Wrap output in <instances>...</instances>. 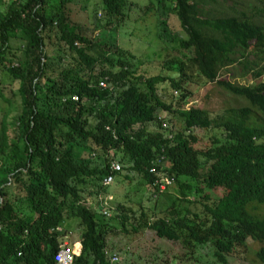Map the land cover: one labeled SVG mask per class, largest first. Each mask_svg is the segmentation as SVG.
Returning a JSON list of instances; mask_svg holds the SVG:
<instances>
[{
  "label": "trees",
  "instance_id": "1",
  "mask_svg": "<svg viewBox=\"0 0 264 264\" xmlns=\"http://www.w3.org/2000/svg\"><path fill=\"white\" fill-rule=\"evenodd\" d=\"M70 1L8 0L0 7V67L17 81L20 98L11 127L4 119L0 125V264H55L52 255L62 234L53 227L67 214L77 217L81 228L72 264H112L105 253L110 227L81 201L79 186L86 181L106 186L102 179L112 172L110 161L120 160L113 155L116 151L141 173L152 196L159 191L152 184L156 174L147 167L159 155L163 159L155 169L175 180L182 198L191 183L179 177L196 176L201 159L207 167L203 184L212 192L220 189L211 194L193 185L195 200L201 199L200 213L179 215L171 200L163 214L147 217L140 212L134 230L149 227L158 237L177 239L185 229L195 243L211 241L215 259L198 264H220L226 253L250 238L258 243L254 256L264 264V79L243 84L217 77L220 67L236 60L241 74H264V64H259L264 57L262 24L237 14L201 16L196 3L203 0H171L186 33L179 43L191 50L188 60L207 80L244 97L260 116L248 119L247 105L227 108L219 119L189 106L178 111L182 128H164L160 119L159 131H146L145 123L157 119V109L171 108L157 94L156 84L168 79L171 87L180 89V80L136 72L119 46L93 39L97 25L87 28L71 20ZM102 4L103 27L116 30L130 1ZM15 30L24 37L23 63L14 61L16 48L8 43ZM51 43L65 47L71 61L55 62L60 58L53 60L46 52ZM95 44L102 50L96 56L89 52ZM105 52L116 55L115 61ZM250 53L253 58H248ZM102 60L115 62L116 68L100 65L93 71ZM100 80L107 85H99ZM184 96L181 90L180 102ZM211 126L222 130L223 139L214 138L205 149L194 147L192 128Z\"/></svg>",
  "mask_w": 264,
  "mask_h": 264
},
{
  "label": "rangeland",
  "instance_id": "2",
  "mask_svg": "<svg viewBox=\"0 0 264 264\" xmlns=\"http://www.w3.org/2000/svg\"><path fill=\"white\" fill-rule=\"evenodd\" d=\"M129 7L126 6V18L117 29H106L103 27L104 14L102 0H71L68 3V16L71 20L85 24L87 28L97 25L92 31V37L97 42L116 44L122 51V58L130 62L131 68L136 72L145 74L160 73L180 80V89H174L168 79L156 84L157 94L166 103H170V110L157 109L155 116L157 119L145 123L146 131H159L160 119H163L166 127L178 130L183 127V122L178 115L179 108L189 106L199 107L207 112L210 118H217L227 114V108L249 106L250 113L248 119L252 122L260 116V112L249 105V102L242 96L234 94L219 86L215 81L204 78L188 60L191 55L189 48L180 45V39L186 37V33L180 27L172 9L171 0H128ZM193 1V0H192ZM8 0H0V7H5ZM200 8L199 14L206 15H243L249 20L260 23L264 30V0H203L196 3ZM15 34L9 39V44L15 47L14 61L23 63L24 37L20 30H15ZM252 43V42H250ZM46 52H51L53 60L60 58L58 62L63 65L70 60L68 50L59 49L55 44H50ZM106 47V46H105ZM252 49V45L249 46ZM102 50L93 45L89 52L96 56ZM109 55L115 61L116 55ZM235 56L238 58V54ZM250 53L248 58H253ZM264 64V57L259 61ZM111 66L116 68L109 61H96L93 71L99 66ZM242 68L238 60L220 67L218 69L219 78H225L238 83H254L258 79H264V74L252 78L251 70L241 74ZM185 91V96L179 100L180 92ZM20 109V98L17 92V81L9 73L0 67V125L4 119L7 127H11L15 115ZM159 117V118H158ZM158 120V121H157ZM191 132L196 140L193 146L198 149L212 144V140L223 139V132L219 127H193ZM88 143V142H87ZM90 145V144H89ZM111 152V150H109ZM74 155H84V151H74ZM114 157L120 159L122 168L115 172L113 180L107 184L99 185L95 181H86L80 184V194L82 202L89 206L100 219L101 223H108L110 230L105 235V248L107 251H115L118 261L114 264H198L202 261L215 259L214 246L211 241L195 243L191 238H187L185 229L183 235L177 239L158 237L153 229L149 227H132L138 221V215L143 212L147 217L151 214H163L169 201H173V206L179 215L202 211L201 199L197 198L193 191V185L203 187L204 192L208 189L203 184L202 176L206 174L207 167H204L201 159L200 168L196 176L188 178L180 176L179 179L191 183L190 191H187L182 198L179 187L175 180L166 185L156 196L151 195V189L146 185L141 173L129 166L125 156L121 151L113 153ZM97 157V156H95ZM217 194L220 189L209 191ZM12 193V192H11ZM103 204L109 214L102 217L99 214V203ZM125 215L126 217H123ZM59 225L64 231H72L78 236L81 230L77 217L67 214ZM124 218V219H122ZM66 226H70L67 228ZM185 233V234H184ZM69 239V235L66 237ZM62 238V239H66ZM67 239V240H68ZM182 239H187V243ZM70 242V239H69ZM258 247V243L250 238L239 244L233 251L225 254V261L220 264H262L253 254V250Z\"/></svg>",
  "mask_w": 264,
  "mask_h": 264
},
{
  "label": "built area",
  "instance_id": "3",
  "mask_svg": "<svg viewBox=\"0 0 264 264\" xmlns=\"http://www.w3.org/2000/svg\"><path fill=\"white\" fill-rule=\"evenodd\" d=\"M98 84L101 86L107 85L106 82L103 80H100ZM71 97L76 98V95H72ZM161 126L164 128L166 127V124L165 122H163V120H161ZM167 135L169 136L170 134ZM162 159L163 155H159L157 158L150 159L149 166L147 167L148 171L156 174V177H154L152 180V184L156 187V190L159 192L162 191L166 187V185H168L172 181L171 177L164 175L162 172L156 170L154 167L155 164L161 163ZM121 167L122 165L120 162L112 159L109 163V170L112 172H109L103 177L102 183L109 184L113 180V172L120 170ZM152 194L155 195V192H153ZM100 212L105 216L109 214L106 208H101ZM53 228L54 230L62 234V238H66L67 234L69 233V231H66V233H64L62 227L59 224L55 225ZM105 253L110 263L114 264L118 261L119 257L117 255V252H109L105 249ZM74 254L75 252L73 251L72 247H69L67 245V242L64 239H61L59 241L58 247L56 248V250H54L52 257L55 264H72Z\"/></svg>",
  "mask_w": 264,
  "mask_h": 264
},
{
  "label": "crops",
  "instance_id": "4",
  "mask_svg": "<svg viewBox=\"0 0 264 264\" xmlns=\"http://www.w3.org/2000/svg\"><path fill=\"white\" fill-rule=\"evenodd\" d=\"M67 228H69L70 226H66ZM70 233L67 234V236L69 235V239H70V242H69V239L66 238L65 241L67 242V245L69 247H72L73 251H74V247H75V253L77 254L79 252V249H80V244H79V238H80V231H79V235L77 236L75 233H74V230L72 228H70ZM64 231V229H63ZM64 233H66L64 231ZM68 239V240H67ZM75 244V246H74ZM78 244V246H76Z\"/></svg>",
  "mask_w": 264,
  "mask_h": 264
},
{
  "label": "bare ground",
  "instance_id": "5",
  "mask_svg": "<svg viewBox=\"0 0 264 264\" xmlns=\"http://www.w3.org/2000/svg\"><path fill=\"white\" fill-rule=\"evenodd\" d=\"M74 246H75V244H74ZM74 251H75V247H74Z\"/></svg>",
  "mask_w": 264,
  "mask_h": 264
},
{
  "label": "clouds",
  "instance_id": "6",
  "mask_svg": "<svg viewBox=\"0 0 264 264\" xmlns=\"http://www.w3.org/2000/svg\"><path fill=\"white\" fill-rule=\"evenodd\" d=\"M75 254H76V253H75ZM75 254H74V255H75Z\"/></svg>",
  "mask_w": 264,
  "mask_h": 264
}]
</instances>
